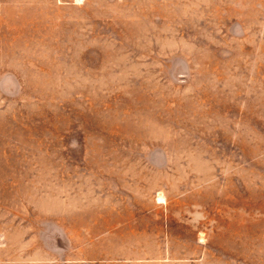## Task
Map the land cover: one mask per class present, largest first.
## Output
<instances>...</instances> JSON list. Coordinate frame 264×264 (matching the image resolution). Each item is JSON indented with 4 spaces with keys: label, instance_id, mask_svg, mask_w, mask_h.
I'll list each match as a JSON object with an SVG mask.
<instances>
[{
    "label": "rangeland",
    "instance_id": "obj_1",
    "mask_svg": "<svg viewBox=\"0 0 264 264\" xmlns=\"http://www.w3.org/2000/svg\"><path fill=\"white\" fill-rule=\"evenodd\" d=\"M0 264H264V0H0Z\"/></svg>",
    "mask_w": 264,
    "mask_h": 264
}]
</instances>
